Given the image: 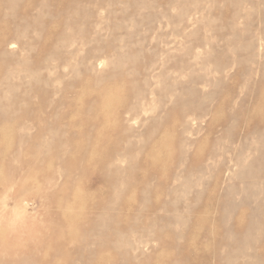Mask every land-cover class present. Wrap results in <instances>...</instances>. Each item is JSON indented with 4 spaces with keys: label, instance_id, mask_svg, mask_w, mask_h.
Segmentation results:
<instances>
[{
    "label": "rangeland",
    "instance_id": "1",
    "mask_svg": "<svg viewBox=\"0 0 264 264\" xmlns=\"http://www.w3.org/2000/svg\"><path fill=\"white\" fill-rule=\"evenodd\" d=\"M0 26V264H264V0H0Z\"/></svg>",
    "mask_w": 264,
    "mask_h": 264
},
{
    "label": "bare ground",
    "instance_id": "2",
    "mask_svg": "<svg viewBox=\"0 0 264 264\" xmlns=\"http://www.w3.org/2000/svg\"><path fill=\"white\" fill-rule=\"evenodd\" d=\"M6 28H3L0 26V33L4 32ZM10 30L7 29V32ZM4 40L0 39V46L2 45ZM2 53L0 52V56ZM96 139V137H95ZM30 203V202H29ZM9 209L4 207L3 209H0V220L4 222V227H6V232H16L19 228L22 227V222L19 220H13L12 218L8 217L9 214ZM2 234H0V255H6L7 252H12L15 251L16 249L19 248V250L23 249V244L19 243L15 240H6L5 238L1 237Z\"/></svg>",
    "mask_w": 264,
    "mask_h": 264
}]
</instances>
